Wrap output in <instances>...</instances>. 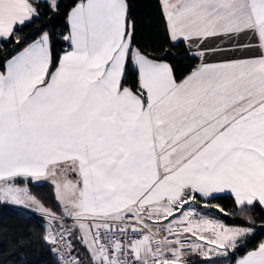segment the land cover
<instances>
[{
    "label": "snow or ice",
    "instance_id": "1",
    "mask_svg": "<svg viewBox=\"0 0 264 264\" xmlns=\"http://www.w3.org/2000/svg\"><path fill=\"white\" fill-rule=\"evenodd\" d=\"M42 3L55 12L60 0H0V42L15 53L0 71V202L37 212L63 264H85L74 241L87 264H212L245 249L249 211L264 210V0H162L169 40L200 61L179 80L133 45L127 0H79L59 57L49 31L17 51ZM17 179L49 181L59 213ZM224 192L236 213L200 203ZM235 264H264V240Z\"/></svg>",
    "mask_w": 264,
    "mask_h": 264
},
{
    "label": "trees",
    "instance_id": "2",
    "mask_svg": "<svg viewBox=\"0 0 264 264\" xmlns=\"http://www.w3.org/2000/svg\"><path fill=\"white\" fill-rule=\"evenodd\" d=\"M79 0H60L59 8L53 12L46 4H41L42 14L40 19L33 20L18 33L21 37H27L23 43L16 47L19 51L30 43L42 31H49L53 34V55L59 57L66 49L62 37L68 33V16L71 9ZM129 5L128 19L134 23L133 45L141 48L155 58H164L170 63L177 76L183 79L190 73L193 67L199 63V59L189 55L183 43L173 44L168 38L166 31L165 17L162 13L160 0H127ZM42 26L37 31V26ZM12 43L0 42V71H4L3 64L6 58L15 53L12 51ZM7 54V57H6ZM126 83L132 87L136 86L137 74L130 70L126 77ZM16 183L26 186L33 195L42 198L45 205L54 212L59 213L60 208L56 206L53 199V186L48 181L34 183L26 179H17ZM201 203H209L221 206L227 213H236L237 206L231 194L223 193L215 195V198ZM249 214L255 218V223L247 224L253 227L254 232L250 242L245 249L239 250L235 255H228L223 258H216L212 264H234L239 256L245 251L253 248L261 240H264V210L257 206L250 209ZM226 224L241 223L237 215H213ZM46 226L36 217L30 215L27 210L14 208L9 205H0V264H60L57 254L53 251V245L45 243L43 236ZM74 255L79 254L83 260L82 252H86L83 245L75 242ZM188 264H205V258L198 254H191L187 257Z\"/></svg>",
    "mask_w": 264,
    "mask_h": 264
},
{
    "label": "crops",
    "instance_id": "3",
    "mask_svg": "<svg viewBox=\"0 0 264 264\" xmlns=\"http://www.w3.org/2000/svg\"><path fill=\"white\" fill-rule=\"evenodd\" d=\"M160 2H161V5H162V0H160ZM79 3V2H78ZM76 6V5H75ZM74 6V7H75ZM73 7V8H74ZM72 8V9H73ZM71 9V10H72ZM71 12V11H70ZM70 14V13H69ZM69 17V16H68ZM241 42L242 43H246V44H251V45H255V43H256V41L254 40V39H252L251 37H241ZM211 45H213V46H216V45H218L219 44V42H217V41H210L209 42ZM221 47H225V48H227V47H229L230 45H228L227 43H225V44H223V45H220ZM68 50H70V47H69V49ZM192 51L194 52V51H196V49L195 48H193L192 49ZM254 52H255V48L253 47V48H248V49H245V50H243V51H238V52H222V53H217V54H215L214 56H212V57H210L209 58V62H215V61H217V60H220V59H232V58H242V57H244V56H247V55H251V54H254ZM63 54V53H62ZM61 54V55H62ZM200 62V61H199ZM49 182V181H48ZM224 193H228V192H224ZM219 194H223V193H219ZM229 194V193H228ZM217 195V194H216ZM233 196V195H232ZM6 203V202H5ZM5 203L4 202H0V205H5ZM6 205H9V206H11V205H13V204H10V203H6ZM13 207H22V206H16V205H14ZM209 218H212L211 216H209ZM213 219V218H212ZM72 221L71 220H65L64 221V223L65 224H68V225H70V223H71ZM73 255H74V253H73ZM87 252H82V256H83V260H84V262H85V264H87ZM75 256V255H74ZM189 256V255H188ZM187 256V257H188ZM235 264V263H234Z\"/></svg>",
    "mask_w": 264,
    "mask_h": 264
},
{
    "label": "built area",
    "instance_id": "4",
    "mask_svg": "<svg viewBox=\"0 0 264 264\" xmlns=\"http://www.w3.org/2000/svg\"><path fill=\"white\" fill-rule=\"evenodd\" d=\"M65 45H66V48H69L70 47L67 42H65ZM24 209L27 210L30 215L36 217L42 224H44L47 227L46 221L44 219H42L41 216L37 212H35V211H29L27 208H24ZM55 252L57 254V257H58V260H59L60 264H63V261L64 260H67V256H63L62 257L60 252H57V251H55ZM72 255H73V253H72Z\"/></svg>",
    "mask_w": 264,
    "mask_h": 264
},
{
    "label": "rangeland",
    "instance_id": "5",
    "mask_svg": "<svg viewBox=\"0 0 264 264\" xmlns=\"http://www.w3.org/2000/svg\"><path fill=\"white\" fill-rule=\"evenodd\" d=\"M69 48H66L65 50H68ZM64 52V51H63ZM62 52V53H63ZM18 184V183H17ZM19 186H21V187H25L24 185H20V184H18ZM5 203V202H4ZM7 203V202H6ZM5 203V204H6ZM9 203V202H8ZM201 203V202H200ZM10 204H12V203H10ZM201 204H203V203H201ZM209 204V203H208ZM15 204H13V205H11L12 207L14 206ZM209 205H214V204H209ZM16 206H19V205H16ZM221 207V206H220ZM14 208H19V209H24V208H26V207H24V206H22V207H14ZM222 208V207H221ZM225 211V213H227L226 212V210H224ZM219 214H221V213H219L218 211H216L214 214L213 213H209L208 214V216H213V215H219ZM213 219H215V218H213ZM72 223V222H71ZM70 223V224H71ZM76 235L78 236L79 235V233H76ZM191 255V254H190Z\"/></svg>",
    "mask_w": 264,
    "mask_h": 264
}]
</instances>
